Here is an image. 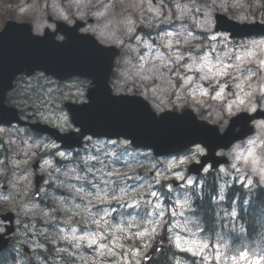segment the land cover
I'll return each mask as SVG.
<instances>
[{"label":"clouds","instance_id":"obj_1","mask_svg":"<svg viewBox=\"0 0 264 264\" xmlns=\"http://www.w3.org/2000/svg\"><path fill=\"white\" fill-rule=\"evenodd\" d=\"M14 13L30 26L0 36L11 26L64 45L74 34L91 70L24 69L0 89V264H204L179 256L174 236L153 249L167 221L153 228L144 209L158 205L138 198L178 179L195 200L190 185L209 171L247 177L248 231L235 229L229 258L264 260V0H17ZM100 89L153 122L176 118L174 146L108 131ZM133 228L144 230L115 251Z\"/></svg>","mask_w":264,"mask_h":264},{"label":"water","instance_id":"obj_2","mask_svg":"<svg viewBox=\"0 0 264 264\" xmlns=\"http://www.w3.org/2000/svg\"><path fill=\"white\" fill-rule=\"evenodd\" d=\"M39 45L43 50L41 52L45 53L47 45L41 43ZM70 45L74 46L76 53L73 58H70L64 63L65 65L62 71H65L66 75L90 71L91 67L87 61L86 53H82L83 41L77 37L71 41ZM33 63L34 68L44 69L48 65V59L47 57L43 58L42 55L33 56ZM73 63L79 64V71L72 69L74 66ZM93 105L101 112L107 111L111 113L113 119L108 126L118 125V129L123 126L120 132H128L136 135L141 142L155 144L161 149H168L174 146L173 141L178 134V130L181 128L179 122L174 119H163L160 122H153L149 116L143 118L130 111H126L120 101H112L111 103L107 98H102L101 92L93 98ZM129 114L132 115L131 122L127 119ZM149 119L151 122H149ZM107 130L109 131L110 129L107 128Z\"/></svg>","mask_w":264,"mask_h":264},{"label":"rangeland","instance_id":"obj_3","mask_svg":"<svg viewBox=\"0 0 264 264\" xmlns=\"http://www.w3.org/2000/svg\"><path fill=\"white\" fill-rule=\"evenodd\" d=\"M227 177L229 178L231 177V179L237 178L239 183H244V181L247 179V177L244 175H236V174ZM161 183H163V181ZM157 186L159 185H156L155 187ZM153 191L156 190H154L153 188ZM157 196L160 197L158 193ZM157 196H151V198H149V201L152 200L151 202L153 205H158L157 212H159L160 214H164L165 211L161 208V202H158L157 204L153 203V198H156ZM174 200L176 202V206L171 208V212L173 213V215H175V221L173 222L172 225V233L173 236L175 237V244L178 245V247L183 248L191 253H194V255H196L197 257H203L205 259H208L209 261L206 260L205 264H210L209 262L212 263L213 260H215L219 264H264V260H261L259 256L253 258L251 255H249L247 258L241 259V257L237 258L235 254H232L231 258H229V252L227 251V246L223 244L212 246V244L201 238L198 232H195V230L191 228L189 222L184 218L188 204L187 201L184 200L183 197L181 196L180 190H178V193L175 194ZM100 205H105V204H99L97 205V207L99 208ZM105 207H107V205ZM153 221L154 220H151V222ZM152 226H155V224H152ZM134 229L136 228H133L131 231H128L126 233V235L129 237L127 241L121 240V243L125 245V248L115 249V251L122 253L127 250L128 244L126 242H128L130 239L132 240L133 234L137 231ZM98 243H104V241H98ZM93 247H95V245H93Z\"/></svg>","mask_w":264,"mask_h":264},{"label":"trees","instance_id":"obj_4","mask_svg":"<svg viewBox=\"0 0 264 264\" xmlns=\"http://www.w3.org/2000/svg\"><path fill=\"white\" fill-rule=\"evenodd\" d=\"M206 193L211 195L212 193H216V186L212 178H209L207 181V188ZM198 204V203H197ZM197 214L199 218L205 223L209 224H215L212 230H209L210 232L207 234H215L218 233L220 230V226L218 224L225 223L226 220L223 217L224 208H229L230 210H233L236 208L238 211V218H239V226L246 228L245 231H248V224L245 219V211H244V205L241 199H239V196H231L226 204H219V203H213L210 202V200H205V197L202 201L199 202L197 206ZM236 236L234 232V227L231 226V239L230 243L231 246L236 243V240H234V237ZM190 259H194L192 257H187Z\"/></svg>","mask_w":264,"mask_h":264},{"label":"snow or ice","instance_id":"obj_5","mask_svg":"<svg viewBox=\"0 0 264 264\" xmlns=\"http://www.w3.org/2000/svg\"><path fill=\"white\" fill-rule=\"evenodd\" d=\"M244 257L243 256H241V259H243Z\"/></svg>","mask_w":264,"mask_h":264}]
</instances>
